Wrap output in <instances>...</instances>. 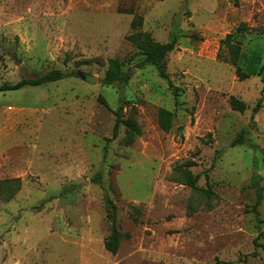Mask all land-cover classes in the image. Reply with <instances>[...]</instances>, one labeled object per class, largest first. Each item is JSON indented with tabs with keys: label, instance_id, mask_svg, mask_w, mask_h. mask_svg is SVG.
<instances>
[{
	"label": "rangeland",
	"instance_id": "obj_1",
	"mask_svg": "<svg viewBox=\"0 0 264 264\" xmlns=\"http://www.w3.org/2000/svg\"><path fill=\"white\" fill-rule=\"evenodd\" d=\"M134 32L177 35L169 79ZM114 57L123 85L103 83ZM237 67L255 74L239 80ZM54 69L67 76L0 91V179H22L0 199V264H264V0H0V86ZM120 104L141 134L121 124L113 137ZM160 108L174 112L170 131ZM186 161L196 187L173 179ZM111 202L117 253L104 245Z\"/></svg>",
	"mask_w": 264,
	"mask_h": 264
},
{
	"label": "trees",
	"instance_id": "obj_2",
	"mask_svg": "<svg viewBox=\"0 0 264 264\" xmlns=\"http://www.w3.org/2000/svg\"><path fill=\"white\" fill-rule=\"evenodd\" d=\"M136 20H133L132 25H135ZM250 29L248 23L246 21L241 22L237 30L240 31H247ZM131 40L145 55L144 61L150 64H153L157 67L159 74L169 79V74L166 68V58L168 54L175 48L177 44V35L173 34L171 39L167 42L161 43L155 41L150 34L142 33V32H134L128 35L127 37ZM223 46L227 49L228 58L233 65H237L238 61L241 56V44L238 43L234 39L233 33H228L226 37L222 41ZM258 55V54H257ZM255 57V56H254ZM253 57V58H254ZM252 72V73H250ZM259 72H256L258 74ZM251 74H255L253 71H242L241 68H236V75L238 76L239 80H243L248 78ZM67 74L61 69H54L39 75L37 77H23L19 81L14 84H3L0 86V91L2 90H17L26 85H41L47 82H52L56 80H60L65 78ZM129 74L125 72L122 68V64L119 58L114 57L109 59L108 66L106 70L105 77L103 78V83L106 85H123L127 82ZM264 82V77L262 78ZM264 92V86L262 88ZM230 105L232 109L243 112L246 110L247 105L246 103L241 100L240 98L232 95L230 97ZM261 105V99L253 108V112H258ZM116 113V120L113 127V137H117L119 134V128L121 124L126 125L129 129L135 131L138 134L142 133V127L137 122V120L132 116L129 115L128 117L124 118V105L120 104L115 111ZM173 118L174 112L160 108L158 114V121L159 125L165 131H170L173 125ZM246 129H243L238 137L233 141V144L238 142H243ZM192 161H186L183 164H178L174 167L176 173L173 177L175 181L184 183L191 187H196L198 177L196 174L193 173L191 170ZM260 175H255L253 178L254 183L257 185V201L254 205L256 209L257 205L263 199V187L259 183ZM22 179L20 177H13V178H4L0 179V199L9 201L11 200L17 193ZM203 193L207 197H211L213 194L212 188L210 184L206 188L201 189ZM116 211L117 207L111 202V209L108 212V218L111 221V231L109 235L106 237L104 241V245L107 250L112 253H117L120 242L123 237V233L117 227V218H116Z\"/></svg>",
	"mask_w": 264,
	"mask_h": 264
},
{
	"label": "water",
	"instance_id": "obj_3",
	"mask_svg": "<svg viewBox=\"0 0 264 264\" xmlns=\"http://www.w3.org/2000/svg\"><path fill=\"white\" fill-rule=\"evenodd\" d=\"M77 75L89 83H96L98 80L96 75H93L91 73L84 72V71H77ZM0 243H1V240H0Z\"/></svg>",
	"mask_w": 264,
	"mask_h": 264
}]
</instances>
